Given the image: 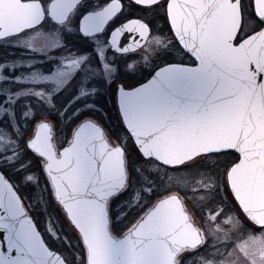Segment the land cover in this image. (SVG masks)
<instances>
[{
  "label": "snow or ice",
  "instance_id": "snow-or-ice-1",
  "mask_svg": "<svg viewBox=\"0 0 264 264\" xmlns=\"http://www.w3.org/2000/svg\"><path fill=\"white\" fill-rule=\"evenodd\" d=\"M0 46V264H264V0H0Z\"/></svg>",
  "mask_w": 264,
  "mask_h": 264
},
{
  "label": "flooded vegetation",
  "instance_id": "flooded-vegetation-1",
  "mask_svg": "<svg viewBox=\"0 0 264 264\" xmlns=\"http://www.w3.org/2000/svg\"><path fill=\"white\" fill-rule=\"evenodd\" d=\"M134 15H139V16H143L145 18H148L146 12L144 11H139L134 13ZM161 23H163V21H160ZM15 53V55L17 57L22 56V55H32L31 53H23L21 52V50L19 48H9V47H4V46H0V61H3L7 58L10 57V54ZM37 59H39V56L37 55ZM2 74V73H0ZM2 83V82H0ZM114 115V113H113ZM112 130H113V134L117 135L119 133V127L118 125L115 124V122H113V126H112Z\"/></svg>",
  "mask_w": 264,
  "mask_h": 264
},
{
  "label": "rangeland",
  "instance_id": "rangeland-1",
  "mask_svg": "<svg viewBox=\"0 0 264 264\" xmlns=\"http://www.w3.org/2000/svg\"><path fill=\"white\" fill-rule=\"evenodd\" d=\"M66 250V249H65Z\"/></svg>",
  "mask_w": 264,
  "mask_h": 264
}]
</instances>
